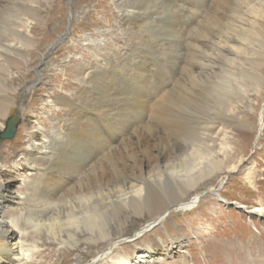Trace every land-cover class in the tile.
Segmentation results:
<instances>
[{
  "label": "bare ground",
  "instance_id": "1",
  "mask_svg": "<svg viewBox=\"0 0 264 264\" xmlns=\"http://www.w3.org/2000/svg\"><path fill=\"white\" fill-rule=\"evenodd\" d=\"M43 1L48 0H0V19L7 10L10 15L16 11L10 34L0 38V133L10 108L16 106L18 89L25 84L22 80L16 85L9 75L25 67L28 49L37 37L35 29L49 28L47 14L44 17L40 11ZM116 7V27L125 46L93 45L90 55L74 62L80 84L77 95L54 100L62 115L48 131L36 127L26 132L28 155L42 168L27 183L26 193L9 195V183L0 173V217L8 200L27 203V233L33 228L56 245L75 249L83 229L93 237L97 231L98 240L107 247L97 263L145 264L155 258L154 253L142 249L132 257L122 256L118 243L110 244L104 216L129 218L128 212H145L144 227H155L168 209L195 205L197 194L185 199L191 190L223 173L215 129L227 121L244 127L248 120L233 115L228 103L220 117L200 116L196 84L212 77L226 65L224 61L238 76L249 75L245 63L264 65L253 57L254 42L264 46V0H116ZM48 62L40 56L36 64L44 69ZM157 73L166 74L170 84H156ZM256 75L258 92L264 77ZM238 97L250 101L242 91ZM198 117H203L206 152L200 161L189 164L185 151L195 146L188 142L193 134L190 123ZM16 119L25 121L24 112H17ZM250 212L264 216V206L258 204ZM17 236V229L0 218V264H34L33 258L44 264L47 239L33 238L25 245L15 241ZM68 252L73 255L69 264H83L81 254Z\"/></svg>",
  "mask_w": 264,
  "mask_h": 264
},
{
  "label": "rangeland",
  "instance_id": "2",
  "mask_svg": "<svg viewBox=\"0 0 264 264\" xmlns=\"http://www.w3.org/2000/svg\"><path fill=\"white\" fill-rule=\"evenodd\" d=\"M40 7L44 17L47 14L45 19L49 28L35 29L37 37L32 48L28 49L25 67L13 69L9 75L16 85L22 80L25 84L23 90L18 89L14 98L16 106L10 108L8 115L24 112L26 117L25 121L17 123L12 139L0 141V173L9 183L11 196L22 197L26 193L27 183L42 169L40 162L28 155L26 132L36 127L48 131L54 119L62 115L54 100L60 95L69 99L77 95L75 92L80 84L72 66L74 62H80L81 57L90 55L93 45L106 44L111 49L125 46L124 36L116 27L119 13L116 0H48L41 2ZM10 13L7 10L1 16L0 38L10 34L16 11L12 13L13 19ZM261 41L263 43L264 40ZM254 45V59L264 64V46L256 41ZM40 56L49 60L44 69L41 64H36ZM225 63L212 77L196 84L201 103L198 108L200 116L210 114L214 118L220 117L228 103L233 115H245L248 120V125L244 127L227 121L215 129L216 152L221 158L223 173L191 190L185 199L190 200L197 194L195 205L187 209L177 206L168 209L163 213L164 221L155 227L145 228L148 223L145 212L139 215L128 212L129 218L123 214L117 217L112 213L104 216L111 233L110 244L117 242V250L122 256L132 257L139 250L148 249L155 258L145 264H264V216L250 212L258 204L264 206V125L259 126L264 123V81L258 92L254 90L256 74L264 77V65L259 67L245 63L249 75L238 76L231 64ZM162 74L155 76L156 84L163 81L170 84L166 74ZM241 91L250 100L249 103L235 98ZM149 101L152 102L153 98H149ZM20 105L21 109L18 110ZM86 123L85 119L82 126ZM190 124L193 134L188 142L195 146L185 153H188L186 161L192 164V160L200 161L206 152L201 138L203 117L192 119ZM25 164L29 166L27 170L22 168ZM24 178L25 184L21 185L20 181ZM5 205L0 218L17 229L19 236L15 241L27 245V241L33 238H39V242L47 239L44 232L38 233L33 228L27 233V203L16 204L8 200ZM139 230L142 231L140 234ZM92 237L83 229L79 237L81 241L75 249L67 245L58 246L47 239L43 248L44 264H69L73 255L72 252L66 255V251L73 250L82 255L83 264H102L95 259L107 247L98 240L100 235L97 231L93 237L95 239ZM96 241L101 245L96 246ZM168 250L171 251L166 254ZM32 262L38 264L35 258Z\"/></svg>",
  "mask_w": 264,
  "mask_h": 264
},
{
  "label": "water",
  "instance_id": "3",
  "mask_svg": "<svg viewBox=\"0 0 264 264\" xmlns=\"http://www.w3.org/2000/svg\"><path fill=\"white\" fill-rule=\"evenodd\" d=\"M19 121L16 115L9 116L4 123V129L0 133V140H10L14 137L16 125Z\"/></svg>",
  "mask_w": 264,
  "mask_h": 264
}]
</instances>
